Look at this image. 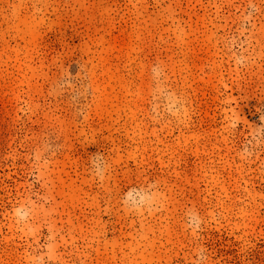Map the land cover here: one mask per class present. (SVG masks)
<instances>
[{"label":"rangeland","instance_id":"1","mask_svg":"<svg viewBox=\"0 0 264 264\" xmlns=\"http://www.w3.org/2000/svg\"><path fill=\"white\" fill-rule=\"evenodd\" d=\"M0 264H264V0H0Z\"/></svg>","mask_w":264,"mask_h":264}]
</instances>
